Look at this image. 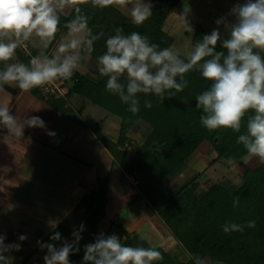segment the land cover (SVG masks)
I'll list each match as a JSON object with an SVG mask.
<instances>
[{
  "label": "clouds",
  "instance_id": "1",
  "mask_svg": "<svg viewBox=\"0 0 264 264\" xmlns=\"http://www.w3.org/2000/svg\"><path fill=\"white\" fill-rule=\"evenodd\" d=\"M87 0H0V89L5 85L16 86L22 92L42 88L57 79H69L80 67L81 62L91 59L94 42L104 33L93 34L88 18L81 13L80 5ZM93 6L121 7L132 5L130 18L135 25L143 24L152 15V5L145 0H91ZM66 8H72L74 18L66 22L67 35L61 38L54 53L47 50L60 31L61 15ZM189 12L184 8L181 15L188 31L191 26L186 20ZM235 23L228 25L229 38L223 39L222 48L217 51L221 36L214 29L196 43L186 58L173 47L160 48L151 43L147 35L133 31L125 34L122 27L114 29V35L106 39V52L97 57L100 76L107 77L106 90L118 95L136 114L140 110L138 94L154 95L163 101L175 92L188 87L186 74L199 70L201 76L210 82L207 90L196 97V107L202 109L201 124L209 131L231 129L239 133L242 121L247 115L246 131L237 138L249 157L264 164V0H245L231 9ZM218 20L217 23H222ZM31 45L38 49V55L31 56L28 63L13 62L17 49ZM123 78V81H122ZM146 108L152 107L150 100L144 101ZM251 113V114H249ZM0 125L11 134L22 135L25 126L44 127L39 116L23 119L10 113L7 106H0ZM54 136V132L48 133ZM240 197L233 199L238 207ZM255 221L247 224L225 223V233L243 232L245 227L254 228ZM83 226H81V230ZM74 242H64L56 248L54 243H41L48 254L45 264H70L69 256L79 251L81 239L74 232ZM0 236V264H8L4 253L19 250L20 245H5ZM21 241L26 236L19 237ZM52 241L61 239L54 233ZM143 239V237H141ZM163 259L154 247L126 246L115 235L101 234L94 243L85 246L84 264H155Z\"/></svg>",
  "mask_w": 264,
  "mask_h": 264
},
{
  "label": "trees",
  "instance_id": "2",
  "mask_svg": "<svg viewBox=\"0 0 264 264\" xmlns=\"http://www.w3.org/2000/svg\"><path fill=\"white\" fill-rule=\"evenodd\" d=\"M181 1L183 0H151L152 15L141 25L133 24L130 15L116 4L97 6L88 26L93 34L103 32L104 35L94 42L91 57L97 61V57L106 52V39L115 34L116 27H122L125 34L136 31L147 35L149 41L158 44L160 48L170 47L174 39L165 30L164 24ZM74 15H61L60 28L65 29V23L73 19ZM211 32L202 24L197 25L193 42H200L204 35ZM223 39L225 38L221 36L216 50L226 54V50L222 48ZM37 53V48L22 47L17 49L16 56L20 62L28 63L31 56ZM181 57L186 58L184 55ZM85 62L86 60L81 64ZM3 67L0 64V69ZM97 74L98 78L93 79L77 69L72 75L73 83L67 96L55 98L49 95V102L61 112L82 122L68 102L71 96L78 94L121 118L118 141L108 139L98 130L97 134L109 146L114 156L113 163L119 164L127 174L137 178L138 191L131 197L129 205L145 198L147 204L157 212L186 249L190 258L182 260L163 246L152 245L141 233L128 232L120 224L127 233L122 243L126 246L156 248L163 259L155 264H202L208 258L216 264H264V164L247 167L240 185L215 182L202 195H198L191 186L199 174L179 189L170 185V178L183 171L187 159L192 157L204 141L212 143L220 154L231 156L234 162H244L247 153L243 145L237 143V138L246 131L247 115L239 133L223 128L214 131L206 129L200 122L203 112L196 107V97L209 88L210 82L201 76L199 70L186 74L187 88L181 92L173 90L171 97H167L166 93L163 101L154 95L138 94L140 110L136 114L129 111V106L118 95L106 90L107 77L100 76L98 69ZM4 87L12 89L8 85ZM145 100L152 102L151 108L144 106ZM140 120L148 123L146 136L141 144L129 149L126 145L129 132ZM110 178V173L104 178L99 177V188L86 193L78 202L76 210L85 208L88 214L85 228L81 230L80 227L70 232L71 219H66L53 230V234L60 233V240L52 241L50 238L53 234L44 240L61 247L65 241L73 243L72 234L79 232L81 239L76 245L79 251L70 254V264H84L85 246L94 243L97 238L100 222L106 215L110 200ZM236 196L240 197V203L234 208L232 202ZM250 220L256 222L254 228L245 227L243 232L223 231L225 223L246 225Z\"/></svg>",
  "mask_w": 264,
  "mask_h": 264
},
{
  "label": "rangeland",
  "instance_id": "3",
  "mask_svg": "<svg viewBox=\"0 0 264 264\" xmlns=\"http://www.w3.org/2000/svg\"><path fill=\"white\" fill-rule=\"evenodd\" d=\"M150 1L151 0H145L147 3H150ZM241 2L242 0L181 1L175 10L169 14L164 24L165 30L174 39L171 47L175 48L181 55L187 57L188 53H190L195 46V43L193 42V34L196 30V26L199 24H202L211 31L216 29L225 39L229 38L228 25L235 23V17L231 15V9L237 3ZM244 2L245 0L243 3ZM117 6L120 7L127 15H130V9L132 7L131 4L127 7H121L119 5ZM185 7H188L189 9L186 20L191 26L192 32L187 30L181 17ZM80 9L81 13L87 16L89 22L96 11L97 6H93L91 0H87L86 3L80 5ZM218 20H222L223 22L218 24ZM67 32L68 29L66 32L60 35V38L66 36ZM58 34L59 32L56 36H58ZM60 38H58L56 41L57 44L61 41ZM15 58L16 62H20L17 59V56ZM78 69L93 79L98 78L97 61L93 57H91V59H87L86 62L81 64ZM69 103L71 106L72 104L74 105L72 106L74 110L73 112L76 113L80 118H83L89 122L91 126L95 128V130L104 132L105 127L103 126L102 122L107 118H112V115H114L113 113L108 112L103 106L94 103L90 99L78 94L71 96ZM84 105H87V109L85 108L86 110H83L81 113L80 110L82 109L80 107H83ZM135 126L136 127H134V130L136 132L133 133L134 136L129 137L126 141V145L129 149H133L141 144L144 141L146 132L148 130V123L144 120H140ZM111 129L112 131L115 130L116 133L119 132V126H116L115 129L111 127ZM95 130V134L93 135H91L90 131L88 130L89 132L86 142L80 141L76 147H83V149L84 147H87V152L90 155V158L88 159V162H90L88 165V170H92V173L87 175L85 180H87L86 184L88 186L91 185V190L99 188L100 186L98 175H101L100 177L104 178L110 173L111 177L108 191L110 200L107 204L106 215L100 222L97 231V237L101 234L108 236L114 233L122 242L124 240L123 232H118L117 228H115L116 224H124L128 229V232H133L129 229L134 227V223H136L135 226H137L139 222L143 223L147 218L148 221L146 223L149 226L151 224L153 225L154 230L152 231L154 233H144V237L150 238V243L152 242L158 246L163 245V247L169 250V252L177 255L178 257L181 256L180 259H182L183 255L176 254L173 250L176 249L174 244L179 242V240H177V238L172 234L168 226L162 220L159 218L154 219L152 215H149L145 210L140 211L139 215H135L136 217L133 215H128L124 218V215L128 210L130 198L133 194L132 190L136 189V186L138 189L137 178L127 174L123 167L119 164H114L112 159L109 163H107L105 160L103 161V158L105 157L101 156V152L103 153V146L101 144L100 138L97 136V131ZM192 155H198L199 160L196 163H192L190 162L191 158L189 157L187 159L185 168L176 177L181 176L183 179H185L188 174H190V176L199 174L197 179L191 184L192 188L198 195L205 193L207 188L215 182L224 183L225 185H230L232 183L240 185L243 182V173L246 171V168H253L260 164L257 158L249 157L248 155L244 157V162H234L231 156L227 154H220L215 146L209 141H204ZM91 160H94L93 164H91ZM176 177L170 178V181ZM29 210L28 216H23V218L20 216L12 217L14 222L12 228L15 230L8 231L10 227H7V225H0V229L2 231L0 232V236L5 238L4 244L20 245L19 250L13 249L4 253L9 257L8 264H45L44 256L48 254V250L46 248H41L40 244L37 243L38 241L47 244L44 241L45 238L53 234L55 227L66 219H71L69 225L71 226L72 230L70 232L77 228L79 229L81 226L85 228L86 224L88 223V214L86 213L85 208H81L79 211H77L76 207H70L66 208L65 210L55 211L53 214H49L46 211L41 213V210L38 211V209L35 207H30ZM151 220L153 222H151ZM32 221L35 222L33 223ZM7 223L9 224V222ZM126 234L127 233L125 232V237ZM21 235L26 236V239L21 241L19 239ZM55 247L60 248L59 245H55ZM202 264L216 263L212 262L211 258H208V260L205 259Z\"/></svg>",
  "mask_w": 264,
  "mask_h": 264
},
{
  "label": "crops",
  "instance_id": "4",
  "mask_svg": "<svg viewBox=\"0 0 264 264\" xmlns=\"http://www.w3.org/2000/svg\"><path fill=\"white\" fill-rule=\"evenodd\" d=\"M71 14H75L74 10L66 8L63 15L68 16ZM66 31V28H60L57 39L48 49L47 54L49 56L57 47L56 41L60 38V35ZM26 47L28 49L34 48L30 44ZM35 55H38V53ZM11 88L3 87L0 89V106H7L10 113L17 116L21 124L23 119L27 117L39 116L45 122V126H25L22 135H15L9 133L6 127L0 125V225L10 227L8 231L15 230L12 228L14 224L12 217L20 216L23 218V216H28L30 207H35L38 211L41 210V213L46 211L53 214L55 211L70 207L75 208L82 197L93 190H91V185L86 184L87 180H85L86 176L92 173V170H88L90 155L87 152V147L83 149V147L79 148L76 145L80 141L86 142L89 131L91 135L95 134V128L89 122L83 118H81L82 122H79L68 114L61 112L49 102L48 96L39 91L32 89L29 92H22L14 85ZM72 106L74 105L72 104ZM86 106L80 107L82 109L80 110L81 113L87 109ZM112 116V118H107L102 122L105 129L104 132H100L108 139L116 142L119 140L121 118L117 115ZM110 126L113 129L119 126V132L112 131ZM134 127L133 130H130L129 137L134 136L133 133L136 132ZM49 132H54L55 135L51 136L48 134ZM97 136L99 137L98 134ZM100 141L103 146L101 156H105L103 161L105 160L107 163L111 159L113 161L114 157L109 146L101 138ZM198 160V155H192L190 162L196 163ZM91 161V164H93L94 160ZM194 176L188 174L185 179L178 176L170 181V185L174 189H179ZM137 191L136 186L132 193L135 194ZM143 210L152 215L154 219L159 218L162 220L157 212L147 204L146 199L130 204L124 218L128 215L136 217L135 215H139V212ZM147 221L146 218L145 222H139L137 226L134 223V227L129 230L138 231L143 236H145L144 233H154L152 231L154 230L153 225L149 226L146 223ZM151 222L153 221L151 220ZM123 226L127 229L124 224ZM115 228L118 232H123L124 239L125 230L120 224H116ZM0 232H2L1 229ZM146 239L150 242V238L146 237ZM151 244L158 246L152 242ZM174 246H176V249H173L174 253L183 255L182 260L190 258L189 253L185 251L180 242L175 243Z\"/></svg>",
  "mask_w": 264,
  "mask_h": 264
},
{
  "label": "built area",
  "instance_id": "5",
  "mask_svg": "<svg viewBox=\"0 0 264 264\" xmlns=\"http://www.w3.org/2000/svg\"><path fill=\"white\" fill-rule=\"evenodd\" d=\"M26 49H28L25 46ZM73 83L72 77L69 79H57L56 81L45 85L42 88H35L45 96H53L55 98H65L68 94L69 88Z\"/></svg>",
  "mask_w": 264,
  "mask_h": 264
}]
</instances>
